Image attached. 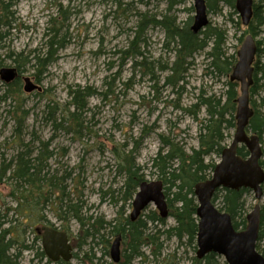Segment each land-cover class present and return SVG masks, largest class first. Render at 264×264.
<instances>
[{
	"label": "rangeland",
	"instance_id": "rangeland-1",
	"mask_svg": "<svg viewBox=\"0 0 264 264\" xmlns=\"http://www.w3.org/2000/svg\"><path fill=\"white\" fill-rule=\"evenodd\" d=\"M206 1L213 6L208 8L210 25L228 35L226 59H236L249 32L257 46L261 45L263 53L258 50L255 60L261 66L264 24L256 27L254 34L243 26L235 6H231L232 0ZM168 4L173 20L177 17L182 26L192 25L194 0H13L10 8L0 12V68L21 69L15 84L5 85L0 79V174L10 171L9 165L27 148L24 145L29 144L28 149L37 153L41 147L45 151L48 143V153H54L48 159L46 155L43 158L46 164L43 174L56 175L62 186L53 188L52 200L56 199L58 205L60 198L64 197L65 204L71 199L73 209L84 222L71 215L63 216L53 203L44 207V219L37 214L36 220L39 226L57 227L69 235L76 256L67 264H118L111 258V246L121 234L115 227L121 228L133 209V199L126 196L129 172L123 153L136 151V162L144 168V181H163L160 172L149 167L159 148L167 150L173 146L180 148V153L190 154L200 146L201 122L207 112L206 106L195 104L198 98L204 95L227 100L229 76L221 71L220 62L217 68L211 65L209 49L195 56L182 84L184 89H180L166 82L168 71H163L162 66H171L178 50L177 42L167 39L165 29L148 25L132 44L144 14L149 19L154 15L160 19L168 12ZM50 37L58 42L52 48L47 45ZM138 49L143 52V59L134 57ZM49 51L52 61L45 67L37 65L35 55L45 58ZM25 77H30L41 90L25 92ZM256 79L259 83L250 93V104L257 118H264V76L258 75ZM77 85L98 91L89 98L88 109L80 121L70 117L68 111L69 87ZM235 86L236 99L241 91L239 83ZM236 109L237 104L234 116ZM52 116L57 118L56 123ZM59 122L63 124L58 127ZM227 134L223 147L231 144L235 128ZM260 142L264 153V132ZM220 158L221 155L213 154L206 162L212 159L217 163ZM25 190L13 180H2L0 216L15 218L12 209L9 212L8 209L16 208L20 199H33L30 197L37 195L33 192L30 196ZM49 191L46 188L44 198L50 195ZM223 193H218L215 202L219 209ZM258 202L264 205V195L260 201L255 200L253 191L246 195L245 218ZM22 209L28 211L27 207ZM152 211L159 212L150 204L142 215ZM18 223H23L22 218ZM26 224L33 227L27 228L24 235L25 244L31 249L22 251L15 264H59L43 255L42 239L35 240L37 223ZM167 224H174V219L169 218ZM160 241L164 244L163 258L174 256L169 262L192 263L196 253L189 244L165 236ZM124 243L125 240L122 253ZM143 250L147 257L133 259L131 264H157L150 249ZM218 256L225 264V258ZM121 264L129 263L121 258Z\"/></svg>",
	"mask_w": 264,
	"mask_h": 264
},
{
	"label": "trees",
	"instance_id": "trees-1",
	"mask_svg": "<svg viewBox=\"0 0 264 264\" xmlns=\"http://www.w3.org/2000/svg\"><path fill=\"white\" fill-rule=\"evenodd\" d=\"M149 1V0H148ZM175 2H183L184 0H174ZM227 1V0H226ZM231 6H235V0H232ZM13 5V0H0V12H5ZM208 8L212 9V3L207 2ZM234 8V7H233ZM235 9V8H234ZM254 14L250 25L244 27L250 31H254L256 27L259 29L264 24V0L254 1L253 5ZM167 13L163 17L157 19L154 15L151 19L147 14L140 20L139 30L134 33V41L136 43L141 37V31L148 25L160 26L166 30L167 39L176 41L178 44L177 54L173 60L171 66H162L163 71H168L166 82L171 85H175L180 89H184L186 75L189 72L190 67L193 65L194 58L197 54L201 53L205 49H209L207 53L208 58L211 59V65L218 67V63L221 64V71L229 76L233 70L234 65L237 62L236 59L228 61L226 58V42L228 35L225 34V30H219L212 27L210 23L201 30L198 34L193 33L190 26H182L177 22V17L173 20L174 16H170L171 10L169 4L167 7ZM189 24V23H187ZM256 32L254 31V34ZM251 34V33H247ZM246 35V36H247ZM252 35V34H251ZM49 47H54L58 42L49 38ZM49 54L45 58H41V54L35 55L37 65L46 66L52 60L49 58L52 54ZM134 57H141L143 59V52L138 49L133 53ZM255 70L253 75V84L250 87V93L256 83H259L256 79L258 75L264 76V63L259 66L254 64ZM18 72L21 73V69L18 66ZM39 80V79H38ZM260 80V79H259ZM18 82L16 79L12 84ZM229 89L227 91V100L222 101V98H212L213 96L205 97L201 95L198 98L196 105L206 106V118L203 120L202 127L199 133L200 146L190 154L180 153L181 150L178 147L171 146L169 149L164 150L163 147L159 148L158 152L153 156L150 161L149 167L156 168L160 172V176L163 178L164 190L168 202V216L163 218L159 212L152 211L144 216L141 214L135 221H132L130 216L126 218L125 223L121 228L115 227L118 236L122 237V242L125 240V248L122 253V258L131 264L133 259H143L147 257L143 248L150 249V255L157 261V264H177L175 262H169V258L174 256H168L163 258L164 244L160 241L161 236H165L166 239L175 238L178 242H186L189 244L196 255L192 258L191 264H222L218 259L216 253H209L203 258H199L197 255V234H198V217L197 208L198 202L194 192V186L200 182L209 179L212 176L216 163L212 161L206 162V158H210L213 154L221 155L224 147L222 142L228 135L227 132L236 127V115H233L235 109V97H236V84L230 80ZM10 85V84H5ZM170 85V86H171ZM264 86V84H263ZM259 88L260 85H257ZM98 91L89 86L81 87L70 86L69 96L70 102L68 104V111H70V117H73L75 121H80L83 112L88 109V100ZM5 96H2L4 99ZM50 106V105H49ZM72 109V111H71ZM52 112H50L51 114ZM256 112L249 123V130L252 134L257 135L259 138L264 132V118H257ZM54 116V114H53ZM52 116V120L56 123L57 118ZM50 119V118H49ZM82 121V119H81ZM76 123V122H75ZM59 124V125H58ZM57 126H61L63 123H58ZM80 132V130H78ZM260 135V136H259ZM48 144V143H47ZM45 144V151L40 148V151L35 153L32 149H28L29 144L24 145L27 147L23 152H20V156L16 161L9 165L10 171L3 172L2 179L13 180L15 184H19L20 188H25L27 194L36 193L30 198L33 199H20L16 201V208H9L8 212L12 209L15 218L5 219L6 215L0 216V264H15L18 262L22 251L31 249L30 245L25 244V233L27 228V222L35 223L36 215L44 216V207L50 203L56 204V199L52 200L53 188H61V184L57 181L59 179L56 175L51 177L47 176V173L43 174L46 164L43 158L46 155H53V151L48 153V145ZM169 147V145L167 146ZM182 151V150H181ZM35 153V154H34ZM136 151L131 150L123 153L124 164L127 165L129 172V178L126 181V196H130V200L134 198L140 184L144 181L143 170L144 168L139 166L136 162ZM238 154L247 157L249 150L241 145L238 149ZM264 155V153H263ZM175 161L178 166L174 167ZM261 165L264 167V161L261 160ZM10 173L8 176L7 173ZM43 174V175H42ZM6 177V178H5ZM68 177H71L69 173ZM65 179L64 177H62ZM60 178V180H62ZM162 181V180H161ZM31 186L32 189H28ZM41 187V188H40ZM46 188H49L50 195L45 196ZM223 191L222 207L220 210L227 212L231 215L234 227L237 230L247 226V216L245 218L243 212L246 208V195L250 192L248 188H241L238 190H231L227 188H220L213 196V203L216 205L218 200V193ZM125 196V197H126ZM63 197V196H62ZM56 198V197H55ZM71 199L60 198L57 207L58 211L63 215H71L77 219L80 223L84 222V219L78 215L77 210L73 209ZM79 206V205H78ZM27 207L25 211L22 208ZM66 207V211L64 210ZM64 210V211H63ZM22 218L23 223H18ZM173 218L174 224L169 225L168 219ZM43 219V218H42ZM151 224V225H150ZM264 205H261V227L259 233V239L257 243V250L264 255ZM159 248V249H158ZM12 251V252H11ZM43 251V255H44ZM76 254L74 255V257ZM167 258V259H166ZM172 261L174 259H171ZM59 264H67L60 262ZM121 264V261L118 263ZM225 264L227 262L225 261Z\"/></svg>",
	"mask_w": 264,
	"mask_h": 264
},
{
	"label": "water",
	"instance_id": "water-1",
	"mask_svg": "<svg viewBox=\"0 0 264 264\" xmlns=\"http://www.w3.org/2000/svg\"><path fill=\"white\" fill-rule=\"evenodd\" d=\"M254 0H236L242 24L250 25L253 18ZM197 15L193 30L200 31L209 23L207 6L204 0H196ZM238 61L234 66L231 80L240 83V96L237 103V128L232 143L223 149L221 160L217 163L210 179L196 184L195 195L198 209V257L203 258L210 252L225 257L228 264H264V257L256 249L261 227V206L257 203L247 215V226L244 230L234 227L229 213L220 211L213 203L214 194L219 188L238 190L248 188L254 192L257 200L263 197L264 168L260 164L262 149L257 135H249L247 128L254 114L250 106V87L253 83L254 61L257 54V44L253 35L248 34L238 51ZM14 67L0 70V79L10 84L18 78ZM23 89L31 93L40 91L41 87L30 77L24 78ZM246 145L250 151L248 157L238 154L239 145ZM153 204L160 216H168V203L161 180L140 184L134 197L133 211L130 214L135 221L142 212ZM43 246L46 255L53 261L60 258L68 261L72 258L73 246L69 235L50 227H43ZM111 258L115 263L121 260L120 238H117L111 250Z\"/></svg>",
	"mask_w": 264,
	"mask_h": 264
},
{
	"label": "bare ground",
	"instance_id": "bare-ground-1",
	"mask_svg": "<svg viewBox=\"0 0 264 264\" xmlns=\"http://www.w3.org/2000/svg\"><path fill=\"white\" fill-rule=\"evenodd\" d=\"M205 1V4H206V6H207V13H208V5H207V1L206 0H204ZM254 5V4H253ZM194 8H195V15H194V19H193V23H192V25L190 26V28H191V30L193 31V33H195V34H198L201 30H203V29H205V27H203L200 31H198V32H195L194 30H193V26H194V24H195V18H196V15H197V10H196V0H194ZM235 9H236V0H235ZM238 12V11H237ZM239 14V13H238ZM240 16V15H239ZM241 18V17H240ZM209 19V18H208ZM210 22V21H209ZM209 24V23H208ZM244 25V24H243ZM246 38V37H245ZM245 40V39H244ZM244 42V41H243ZM237 61H238V54H237ZM237 63V62H236ZM236 65V64H235ZM234 65V66H235ZM3 68H5V67H2V68H0V70L1 69H3ZM234 68V67H233ZM17 69V68H16ZM17 71H18V69H17ZM233 72H234V69L232 70V72H231V74H230V80H231V77H232V74H233ZM19 73V72H18ZM20 74V73H19ZM19 76V75H18ZM20 77V76H19ZM2 81V80H1ZM232 81V80H231ZM233 82H235V81H233ZM236 82H238V81H236ZM5 83V82H4ZM239 83V82H238ZM6 84V83H5ZM240 84V83H239ZM253 84V83H252ZM252 86V85H251ZM251 99V98H250ZM251 103V102H250ZM236 111H237V109H236ZM236 128H237V120H236V127H235V130H236ZM252 134V133H251ZM252 135H255V134H252ZM260 139V138H259ZM260 144H261V142H260ZM242 145H244V144H242ZM247 149H248V147L246 146V145H244ZM249 150V149H248ZM222 154V153H221ZM249 154H250V151H249ZM160 180V179H159ZM156 181V180H155ZM144 182V181H143ZM163 182V181H162ZM196 186V185H195ZM195 186H194V191H195ZM135 196V195H134ZM196 196V195H195ZM197 198V197H196ZM133 201H134V198H133ZM133 201H132V204H133ZM198 201V200H197ZM212 201H213V199H212ZM198 209V208H197ZM43 227H50V226H42V228ZM41 228V229H42ZM50 228H53V227H50ZM53 229H56V230H59V231H62V230H60V229H58V228H53ZM199 230V229H198ZM39 232H40V230H39ZM64 232V231H63ZM117 238H120V246L122 245V237L121 236H117L116 238H115V240H114V242H113V244H112V246L114 245V243H115V241H116V239ZM197 238H198V234H197ZM42 246H43V233H42ZM112 246H111V250H112ZM197 247H198V241H197ZM122 248V247H121ZM198 249H199V247H198ZM198 249H197V255H198ZM43 250H44V246H43ZM44 252H45V250H44ZM210 253H215V252H210ZM260 253V252H259ZM46 254V253H45ZM209 254V253H208ZM217 254V253H216ZM262 254V253H261ZM74 248H73V251H72V258L70 259V260H68V261H66V260H64L63 258H60V260H58V261H53V260H51V258H49L48 257V255H46L47 256V258L49 259V260H51V261H53V262H59V261H61V262H64V263H68V262H70V261H72L73 259H74ZM217 255H220V254H217ZM263 255V254H262ZM222 256V255H221ZM224 257V256H223ZM263 257H264V255H263ZM225 258V257H224ZM225 261H226V259H225ZM227 262V261H226ZM60 263V262H59ZM227 264H228V262H227Z\"/></svg>",
	"mask_w": 264,
	"mask_h": 264
},
{
	"label": "flooded vegetation",
	"instance_id": "flooded-vegetation-1",
	"mask_svg": "<svg viewBox=\"0 0 264 264\" xmlns=\"http://www.w3.org/2000/svg\"><path fill=\"white\" fill-rule=\"evenodd\" d=\"M260 49H261V45H260V48L258 47V50H259L260 52L263 53V51H261ZM260 54H261V53H259V55H260ZM43 217H44V216H43ZM43 217H42V218H43ZM43 219H44V218H43ZM36 223H37V224H36V233H37V235H36V237H35V240H39V239H42V233H43V231H42L41 228H42L43 225H42V226H39V225H38V223H39L38 221H36ZM44 226H45V225H44ZM50 227H53V226H50ZM32 228H33V227H32ZM53 228H57V227H53ZM58 229H60V228H58ZM39 230H40V232H39ZM60 230H61V229H60ZM62 231H63V230H62ZM121 252H122V250H121ZM121 257H122V254H121ZM59 262H61V261H59Z\"/></svg>",
	"mask_w": 264,
	"mask_h": 264
}]
</instances>
